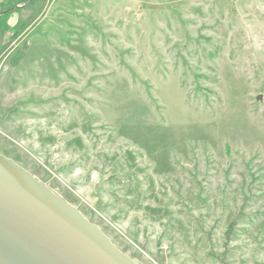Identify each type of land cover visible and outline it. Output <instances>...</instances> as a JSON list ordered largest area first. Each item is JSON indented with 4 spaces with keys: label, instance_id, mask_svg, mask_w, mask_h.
<instances>
[{
    "label": "rangeland",
    "instance_id": "374dc122",
    "mask_svg": "<svg viewBox=\"0 0 264 264\" xmlns=\"http://www.w3.org/2000/svg\"><path fill=\"white\" fill-rule=\"evenodd\" d=\"M0 152L139 264H264V0H0Z\"/></svg>",
    "mask_w": 264,
    "mask_h": 264
},
{
    "label": "water",
    "instance_id": "95a60500",
    "mask_svg": "<svg viewBox=\"0 0 264 264\" xmlns=\"http://www.w3.org/2000/svg\"><path fill=\"white\" fill-rule=\"evenodd\" d=\"M0 264L139 263L72 203L0 152Z\"/></svg>",
    "mask_w": 264,
    "mask_h": 264
},
{
    "label": "trees",
    "instance_id": "16d2710c",
    "mask_svg": "<svg viewBox=\"0 0 264 264\" xmlns=\"http://www.w3.org/2000/svg\"><path fill=\"white\" fill-rule=\"evenodd\" d=\"M21 24V23H20ZM23 25V24H22ZM20 25V26H22ZM16 32V30L14 31ZM15 34V33H13ZM24 49L27 47L26 44L23 45ZM24 55V53L22 52V50H18L16 51L11 57H10V60H9V63L13 66L17 65L19 63V61L21 60L22 56Z\"/></svg>",
    "mask_w": 264,
    "mask_h": 264
},
{
    "label": "crops",
    "instance_id": "0c3cea01",
    "mask_svg": "<svg viewBox=\"0 0 264 264\" xmlns=\"http://www.w3.org/2000/svg\"><path fill=\"white\" fill-rule=\"evenodd\" d=\"M32 4V3H31ZM33 7V5H31Z\"/></svg>",
    "mask_w": 264,
    "mask_h": 264
}]
</instances>
